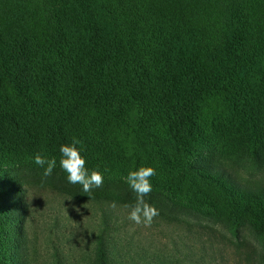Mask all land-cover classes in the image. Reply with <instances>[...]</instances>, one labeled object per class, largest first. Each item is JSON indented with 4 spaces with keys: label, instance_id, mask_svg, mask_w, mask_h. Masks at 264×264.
Segmentation results:
<instances>
[{
    "label": "trees",
    "instance_id": "16d2710c",
    "mask_svg": "<svg viewBox=\"0 0 264 264\" xmlns=\"http://www.w3.org/2000/svg\"><path fill=\"white\" fill-rule=\"evenodd\" d=\"M209 97L239 120L252 150L264 143V0H0V264L34 263L28 188L16 177L43 169L36 154L57 161L54 191L128 209L136 194L125 177L147 155L155 175L144 198L225 217L234 240L249 226L259 244L249 264H264V180L202 162L200 107ZM73 141L85 167L117 192L62 185L59 146ZM102 212L89 264H179L195 256L110 235Z\"/></svg>",
    "mask_w": 264,
    "mask_h": 264
},
{
    "label": "rangeland",
    "instance_id": "374dc122",
    "mask_svg": "<svg viewBox=\"0 0 264 264\" xmlns=\"http://www.w3.org/2000/svg\"><path fill=\"white\" fill-rule=\"evenodd\" d=\"M208 99L203 101L200 107L206 134L199 150L208 157L207 161L202 162L222 165L230 175L244 181L264 180V143L257 150H252L247 133L239 125V120L232 118L225 109V104L220 103L219 99ZM119 136L123 137L124 133L120 131ZM171 141L168 137L169 146ZM144 143L148 154L150 145L145 141ZM130 150L131 145L127 147V153ZM145 157L147 155L142 157L143 167L148 165L145 163ZM16 178L21 186L28 188L29 210L26 229L33 264H89L87 257L91 251L92 229L101 222L102 211H105L110 235H119L121 239H129L131 236L140 242L142 248L162 250L172 256L174 252L179 257L186 252L195 255L189 258L190 261L182 258L179 264H197L196 257L199 264H249L252 263V247L259 246L253 236L255 234L247 225L241 230L240 235L243 236L234 240L230 224L225 217L206 216L182 208L170 209L159 197H146L144 200L158 210L182 218L190 225L181 220L165 219L166 222L155 217L149 225L136 224L128 219L130 209L127 207L110 206L90 200L77 202L53 190L51 184L57 185L58 182L53 171L44 176L43 169H21ZM62 185L79 187L82 190L81 185L70 184L66 179ZM119 187L114 183H102L92 189L111 194L117 192ZM121 191L124 194L125 188ZM132 194L130 191V195ZM11 218L15 220L12 215ZM12 238L16 240L17 235ZM243 240L247 247L243 245ZM248 254L250 255L247 256Z\"/></svg>",
    "mask_w": 264,
    "mask_h": 264
},
{
    "label": "clouds",
    "instance_id": "9594fccd",
    "mask_svg": "<svg viewBox=\"0 0 264 264\" xmlns=\"http://www.w3.org/2000/svg\"><path fill=\"white\" fill-rule=\"evenodd\" d=\"M59 153V167L66 174L68 183L81 185L85 193L102 184V173L85 167V159L80 154V149L76 147L75 141L70 144H61ZM32 160L36 165L43 167L44 176L50 175L57 163L55 158L46 159L39 154L34 155ZM154 175L155 169L151 166H146L129 170L125 177L128 187L136 194L135 203L131 205L128 214V219L136 224L149 225L152 222V218L159 214L156 207L146 203L144 200V196L152 190L149 178Z\"/></svg>",
    "mask_w": 264,
    "mask_h": 264
}]
</instances>
